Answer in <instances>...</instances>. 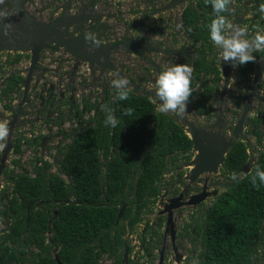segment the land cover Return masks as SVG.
<instances>
[{"label":"flooded vegetation","instance_id":"1","mask_svg":"<svg viewBox=\"0 0 264 264\" xmlns=\"http://www.w3.org/2000/svg\"><path fill=\"white\" fill-rule=\"evenodd\" d=\"M261 3L264 0H233L231 11L225 15L234 24L247 28L249 35H254L257 30L264 33V14L258 11ZM213 18V9L207 0H4L0 4V30L3 33L0 34L3 36L0 52L8 53L6 59L12 65L23 64L24 58L27 62L20 74L23 82L21 100L35 99L50 106L56 104L55 107L67 102L68 108H48V115L69 116L75 122V126L64 131L62 137L61 133L55 136L54 133L38 132L32 139L22 141L20 135L14 136L20 126L18 115L14 114L8 120L9 128H13L4 146L0 147V164L9 140L12 148L0 174L6 185L13 181L15 184L8 191L6 185H0V264H203L211 216L208 211L220 194L217 189L209 190L206 181L209 174L203 173L191 181L189 176L193 164L188 166L190 168L186 174L178 166L175 168V182L166 192L162 190L158 198H149L146 205H142L143 200L137 196L135 182L133 192L129 191V187L125 190L127 199L117 202L118 211L113 226L123 225L120 232L122 243L115 240L112 248H109L108 244L95 243L101 239L83 240L86 245H82L80 250L86 253L84 258L79 260L83 254L78 253L72 255V261H67L62 252V239L56 235L53 224L62 206L83 205L84 202L77 199L72 191L64 199L47 196V190L50 194L59 192L56 177L68 184L71 183V176L65 172L62 164V149L65 146L60 148L61 141L55 145L60 155L58 173L61 176L51 170L47 173L49 161L46 159L55 137L61 140L70 138L66 144L68 146L78 133L95 125L93 118L107 113L106 110H111L114 115L117 100L116 89L111 84L114 79L127 78L132 86L131 93L150 100L158 110L155 85L149 83L151 80L155 82L165 68L177 63H188L193 67L191 86L194 91L188 110L194 109L197 115L202 116L217 115L214 125H208L205 129L222 135L215 129L219 127L220 116L222 126L219 128L224 127L226 117L236 116L229 129L230 137L225 135L227 140L234 139L233 131L247 102L251 105L249 114L254 112L257 118L264 117V52L255 53V62L237 64L235 67L233 61L224 62L220 49L210 39L208 25ZM8 25L10 27H6ZM86 31H92L100 38L98 48L89 50V42L84 38ZM34 49L38 60L25 92ZM16 55L22 57L15 62ZM260 68L263 71L261 77L257 78ZM14 76L18 75L8 76L7 81ZM36 81L40 88L36 86ZM225 84L227 88L224 90ZM32 86L38 90L34 96L30 94ZM91 94L99 98H92ZM79 102L82 106H79ZM168 114L173 116L170 112ZM14 118L16 122L11 125ZM253 129L254 126L252 134ZM244 132L245 128L238 141L244 142L248 148L247 162L253 158L258 160L261 151H255L251 142L242 140ZM20 148L23 156L28 148L27 152L31 154L28 162L33 163L38 171L34 175L27 168L18 174L7 171L10 153ZM196 155L197 150L193 146L181 158L188 161V156H191V161ZM110 159L111 156L102 158L105 163ZM179 160L171 158L169 161L174 165ZM170 164H166L168 170L163 172L162 179L172 173ZM21 175L44 180L37 189L26 187V194L30 198L22 209L23 214L11 208L14 199L19 205L24 202L16 190ZM202 177L206 181L203 184L200 180ZM51 178H54L53 181ZM182 184L184 187L177 192L176 186ZM203 192L209 194L203 201L189 203L196 200L194 196L198 197ZM179 196L182 198L176 200ZM208 199H213L212 203L207 204ZM108 203L106 201L104 205ZM176 203L182 205L171 210L168 208ZM129 208L130 213L126 217ZM39 217L46 219L43 220L46 221V229L41 231L42 235L35 236L30 233L29 224ZM18 224L24 229L22 234L15 233ZM115 233V227L110 234L106 231L112 241ZM259 255L260 250L253 264L258 263Z\"/></svg>","mask_w":264,"mask_h":264},{"label":"trees","instance_id":"2","mask_svg":"<svg viewBox=\"0 0 264 264\" xmlns=\"http://www.w3.org/2000/svg\"><path fill=\"white\" fill-rule=\"evenodd\" d=\"M21 57L16 55L14 61H19ZM20 81V76H14L8 82L5 92L13 90ZM128 108L134 110L131 116L124 114ZM114 109V115L119 121L115 128L105 125L107 113L104 112L93 118L95 125L78 133L62 149V164L65 172L71 176V183L67 184L56 177L59 192L50 194L46 191L48 197L63 199L72 191L77 199L84 202L83 205L62 206L61 213L53 224L56 235L62 239V252L67 261H72L73 254L82 253L80 248L89 239H101L95 243L108 244L109 248H112L115 240L122 243L120 232L123 225H113L117 217V202L127 199L126 188L129 187V191L133 192L136 182V193L143 200L142 205L148 204L149 198H158L162 193L160 181L163 172L168 170L166 164L171 163V158L185 156L193 147L191 137L174 117L168 113H160L148 99L130 93L128 100H116ZM204 110L203 105L202 111ZM263 121V116L253 119V131L264 147V134L258 129ZM260 151L251 172L242 174L240 169L249 157L246 144L238 141L229 150L223 172L230 178L232 173H236L237 179L231 178L229 187L219 194L208 211L211 216L203 264H253L257 259L260 249L257 239L264 235V184L257 181L259 187L254 186L251 175L256 166L264 169V149ZM109 156V162H103L102 158L107 159ZM43 182L41 178L31 179L21 175L16 190L20 192L24 202L19 205L14 199L11 208L23 214L22 209L30 198L26 194V187L30 190L37 189ZM106 201H109L108 205H104ZM129 213L130 208L125 216ZM32 217L35 216L32 214ZM43 220L39 217L31 221L30 233L42 235L41 231L46 229V221ZM20 225L15 228L16 234L24 232ZM114 227L116 233L112 241L106 231L110 234ZM82 254L79 260L86 253Z\"/></svg>","mask_w":264,"mask_h":264},{"label":"rangeland","instance_id":"3","mask_svg":"<svg viewBox=\"0 0 264 264\" xmlns=\"http://www.w3.org/2000/svg\"><path fill=\"white\" fill-rule=\"evenodd\" d=\"M12 54V53H11ZM15 54V53H13ZM9 56L8 53L6 52H0V121H10L12 119V115L17 114L19 117V122L18 124H20V126L16 129V131L14 132V136L16 138V136L20 135V139L23 141L25 139H32V137L34 136V134L40 132H46V133H54L55 136L57 135V133H61L62 134L64 131L66 130H70L75 126V122L73 120V118L69 117V116H58L56 114H52L51 116L48 115V110L50 108H55V109H64V108H68V103L67 102H62L61 103V107H58V105L55 107L56 104L53 105H49V103L44 104L42 101L39 100H35V99H30V100H26V101H22L21 100V94H22V86H23V82L21 81L20 85L19 83L16 85V87L13 90H8L7 92H5L6 86L8 84L7 78L8 76L14 74V75H18L21 76V71L25 70V66L27 65L26 59H23V64H11V62L8 63L6 57ZM11 56V55H10ZM24 69V70H23ZM37 80V78H36ZM150 85L154 84L155 82L151 80V82L149 83ZM36 86L38 88H40V84L36 81ZM96 87V86H95ZM129 87L132 89V86L129 84ZM30 94L31 95H35L36 93H38V90L35 89V87H31L30 89ZM96 92V90H95ZM92 98H99L98 95H92ZM51 103V102H50ZM19 104L20 107H19ZM79 106H82L81 102H79ZM49 108V109H48ZM171 113V112H170ZM173 116L175 114L171 113ZM186 118L184 120L178 118L177 122L184 128V130L186 132H190V128L189 126L186 125L185 120L190 121V122H194L195 124L206 128V126H210L211 124H213L216 120V116H202L201 114L197 115L194 109H189L186 113H185ZM257 114L252 112L249 114V117L246 121L245 124V132L242 136V140L243 141H249L252 143L255 151L257 150H263L264 147L262 146V143L257 142L256 136L254 134L251 133V129L253 126V119L257 118L256 116ZM237 119L236 116L233 117H226L225 118V123H224V127L223 128H219L216 127L215 129L218 130V132H220L222 135H226L228 138L230 137V133H229V129L232 128L233 126V122H235ZM9 123V122H8ZM260 128V132L262 134H264V122H262L259 126ZM59 138L55 137V140H53V144L49 147L48 151H47V159L49 162V168H48V174L50 172V170L54 173H56L58 176H61V174L58 173V169H59V154L57 153L56 150V144L58 141H61V147L66 146V144L70 141V138H65L63 140H61ZM232 137V135H231ZM232 140H234L233 138H231ZM5 142H3V144H5ZM264 143V142H263ZM27 149H25V155L23 156L21 154V148L19 151H12L9 155L8 158V162L6 163V168L7 171L13 174H18L23 172L26 168L27 170L31 173V175H34V173H37L38 171L35 170V168L33 167V163L28 162V159L30 157V153L27 152ZM34 151V149H33ZM191 158V157H190ZM194 159V156L192 158V160ZM192 160L190 161V159L188 161L183 160L180 157V160L177 161L174 165H171L170 163V169L172 170V173L168 176H165L162 181H161V188L163 190V192H166L169 187L170 184L174 181L175 182V168L180 166L183 169V174L188 173V170L191 164H192ZM24 164V166H23ZM29 165H31L32 167L28 168ZM174 166V167H172ZM31 170V171H30ZM209 174V176L207 177L208 179L207 184L209 185V190H213V189H217L218 194L221 192H224L228 187H229V183L231 182V178L228 177L226 174H224L223 172V165H221L218 169L217 172H212V173H207V175ZM64 177V176H63ZM66 177V176H65ZM205 177V176H204ZM204 177H202L201 183L203 184L204 182ZM0 179L2 180V173L0 174ZM68 179V178H66ZM14 181L13 183L9 182L6 185V182L0 181V185L7 186L6 190L8 191L9 189H11L12 185H14ZM184 187V184L180 185V186H176V191H180L182 190V188ZM213 199H208L207 200V204L212 203ZM4 205V204H3ZM184 210V209H181ZM186 210V209H185ZM183 214H185L183 211H181ZM181 215V214H180ZM257 243H259L260 245V255H259V261L257 264H264V235L263 237H260L257 239ZM200 248L202 247L201 245L199 246Z\"/></svg>","mask_w":264,"mask_h":264},{"label":"clouds","instance_id":"4","mask_svg":"<svg viewBox=\"0 0 264 264\" xmlns=\"http://www.w3.org/2000/svg\"><path fill=\"white\" fill-rule=\"evenodd\" d=\"M211 4L214 18L208 25L210 39L215 46L220 49L221 57L224 62L233 61V66L243 65L249 62H255V53L264 52V33L257 30L254 35H249L248 29L231 22L225 13L231 11L230 5L233 0H207ZM4 0H0V4ZM258 11L264 14V3L259 5ZM10 27V25L6 26ZM86 42H89V50L93 47L98 48L101 45L100 38L92 31H86L84 34ZM193 77V67L188 63H177L165 68L155 81V97L160 102L158 111L160 113H173L183 117L188 111V103L193 93L191 86ZM116 89L115 98L119 101L129 99L132 89L129 87V81L125 77H120L111 81ZM107 115L105 125L115 128L119 121L113 115L111 110H106ZM133 109L125 110V115L131 116ZM10 134V128L7 121H0V147H3ZM189 135V133H188ZM190 136V135H189ZM251 175V182L257 188V181L264 184V169L256 166ZM231 178L237 179L236 173H232Z\"/></svg>","mask_w":264,"mask_h":264},{"label":"water","instance_id":"5","mask_svg":"<svg viewBox=\"0 0 264 264\" xmlns=\"http://www.w3.org/2000/svg\"><path fill=\"white\" fill-rule=\"evenodd\" d=\"M0 34L3 35V33L0 30ZM2 37L0 36V42L2 41ZM38 57L35 52V49L33 50V55H32V65L30 68V73L28 76V79L26 80V85H25V92H27L29 88V81L31 79V75L33 72V69L36 67ZM263 71V68L259 69V73L257 75V78L261 77V73ZM227 80V79H226ZM227 88V84L224 85V90ZM22 101H25L24 99ZM162 101L158 100V103L160 104ZM251 111V105L249 102L244 104V111L239 119V121L236 124L235 130L233 131V136L234 140L229 139L227 140L225 135H219L215 134L204 127H201L194 122H190L185 120V123L187 126L190 128L189 135L192 139L194 149L197 150V155L194 161H192L193 168L191 169L189 179L191 181H194L197 179L201 174L203 173H212V172H217L219 167L224 164L226 156L229 152V150L236 144V142L240 139L241 133L244 131L245 128V120ZM180 118L184 120L186 117H180L175 115L174 119L177 121V119ZM220 122L217 124L219 127L222 126L221 120L222 116L219 118ZM16 122V119L11 122V125H14ZM214 125V124H213ZM13 128V127H12ZM10 128V130L12 129ZM12 148V143L9 140L8 144L5 146L3 155L1 158V164H0V170H2L5 167V162L7 160L8 154ZM142 161V158H141ZM257 162V158H253L246 162L242 168L240 169V172L243 174H248L251 172L252 168L254 167V164ZM209 194L206 192H203L202 195L194 196L196 200L190 201L189 203L194 204V203H199L203 201ZM182 196H179L176 198V200L181 199ZM182 205V203H176L173 206H169L168 208L171 210L172 207H179ZM124 207L120 210L118 220L120 216L123 213Z\"/></svg>","mask_w":264,"mask_h":264}]
</instances>
